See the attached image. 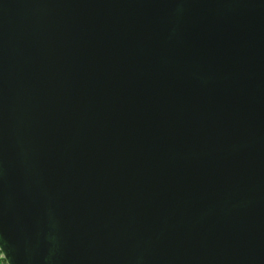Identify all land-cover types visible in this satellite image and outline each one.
Instances as JSON below:
<instances>
[{
    "label": "water",
    "instance_id": "1",
    "mask_svg": "<svg viewBox=\"0 0 264 264\" xmlns=\"http://www.w3.org/2000/svg\"><path fill=\"white\" fill-rule=\"evenodd\" d=\"M7 264H264V0H0Z\"/></svg>",
    "mask_w": 264,
    "mask_h": 264
},
{
    "label": "trees",
    "instance_id": "2",
    "mask_svg": "<svg viewBox=\"0 0 264 264\" xmlns=\"http://www.w3.org/2000/svg\"><path fill=\"white\" fill-rule=\"evenodd\" d=\"M0 264H6L5 259L1 256V252H0Z\"/></svg>",
    "mask_w": 264,
    "mask_h": 264
},
{
    "label": "rangeland",
    "instance_id": "3",
    "mask_svg": "<svg viewBox=\"0 0 264 264\" xmlns=\"http://www.w3.org/2000/svg\"><path fill=\"white\" fill-rule=\"evenodd\" d=\"M2 256V255H1ZM7 264V263H6Z\"/></svg>",
    "mask_w": 264,
    "mask_h": 264
}]
</instances>
